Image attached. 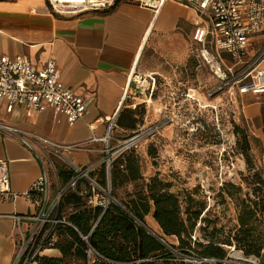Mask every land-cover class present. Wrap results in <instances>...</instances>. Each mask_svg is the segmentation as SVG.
Segmentation results:
<instances>
[{
	"label": "crops",
	"instance_id": "0c3cea01",
	"mask_svg": "<svg viewBox=\"0 0 264 264\" xmlns=\"http://www.w3.org/2000/svg\"><path fill=\"white\" fill-rule=\"evenodd\" d=\"M194 20L193 11L173 1L152 10L138 2L118 0L105 9L56 15L46 0H0V54L9 59L23 57L38 68L52 59L63 86L77 94H94L83 118L72 125L51 108L32 113L16 105L8 114L3 102H0V123L62 144H74L92 136L109 135L112 127L131 133L117 123L122 110L143 107L142 127L158 122L166 111L176 113L181 92L195 90L199 68L207 71L197 57L198 45L192 41ZM134 76L141 82L144 80L141 93L133 82ZM148 77L155 81L153 90ZM252 112L253 109L248 114ZM110 120L111 128L107 130ZM112 137L114 146L122 140L119 135ZM103 148L101 141L89 142L83 150L71 151L66 156L78 167L95 166L97 171ZM0 161L7 164L10 189L17 195L13 200L0 201V264H11L17 232L6 216L34 211L22 194L38 177L40 165L29 148L2 133ZM55 171L56 178L53 172L49 173L50 181L52 176L55 181H51L52 191L55 184L65 185L71 176L67 169ZM143 220L152 234L162 236L152 208ZM166 239L176 242L173 236ZM41 255L59 257V252L45 249Z\"/></svg>",
	"mask_w": 264,
	"mask_h": 264
},
{
	"label": "built area",
	"instance_id": "2783aa9c",
	"mask_svg": "<svg viewBox=\"0 0 264 264\" xmlns=\"http://www.w3.org/2000/svg\"><path fill=\"white\" fill-rule=\"evenodd\" d=\"M118 0H46L53 14H80L113 6ZM138 2L142 6L157 10L164 3L173 1L190 9L195 15L192 41L198 45L196 54L213 79L206 90V97L223 95L243 100L248 96L264 95V38L259 45L254 37L264 33V0H125ZM136 89L141 93L144 80L133 77ZM152 90L154 79L148 77ZM148 89V88H147ZM151 90V93H152ZM127 91V86H126ZM188 98L190 96L186 94ZM94 99L92 92L77 94L62 85L54 60H48L43 67H36L23 57L9 59L0 54V102L5 103V112L11 113L16 105L32 113L51 108L72 125L83 118L87 106ZM169 123L164 117L133 132L114 147H109V138L92 136L89 140L74 144H62L34 132L20 130L10 124L0 123V133L13 138L29 148L40 165L38 177L22 196L34 207L30 214H9L6 217L14 223L17 248L11 264H34L37 256L54 242L53 230L58 224H67L61 209V201L67 192L81 198L87 206L102 211L114 199L110 195L109 173L114 160L123 152L136 148L142 141L157 134ZM109 121L107 130L111 128ZM104 144L103 165L105 185H101L91 173L95 166L78 167L66 153L83 150L89 142ZM55 159L68 167L71 176L65 185L52 184L49 173L53 172ZM17 195L10 189L7 164L0 161V201L13 200ZM25 224L26 227H22ZM84 242L86 236H82ZM230 251H233L231 249ZM87 257L99 256L90 246ZM183 261L200 264L213 263L211 259L182 256ZM255 264L254 258H244ZM227 262V261H225Z\"/></svg>",
	"mask_w": 264,
	"mask_h": 264
},
{
	"label": "rangeland",
	"instance_id": "374dc122",
	"mask_svg": "<svg viewBox=\"0 0 264 264\" xmlns=\"http://www.w3.org/2000/svg\"><path fill=\"white\" fill-rule=\"evenodd\" d=\"M263 38L264 33L257 34L254 40L259 45ZM212 83L210 74L199 68L196 88L181 92L177 112L161 114L160 120L168 118L166 127L122 153L124 158L134 160L140 178L115 191L118 199L127 201L157 179L168 186V191L178 192L184 198L182 210L189 207L195 211L199 205L204 206L206 212L200 217L206 222L198 220L194 233L198 240L208 237L212 228L219 230V239L229 236L236 227L240 200L256 202L259 207L264 202V190L256 183L257 179L264 181V95L243 100H230L223 95L208 98L205 93ZM252 109V114H248ZM120 115L122 118L123 114ZM136 116L141 118L142 113ZM127 134L130 132L112 127L109 147H116L112 136L119 135L124 140ZM54 165L69 170L59 159H55ZM51 181L55 182L53 176ZM70 212L71 208L63 207L64 217ZM257 217L264 228V211ZM224 249L228 264H254L245 261L239 251Z\"/></svg>",
	"mask_w": 264,
	"mask_h": 264
},
{
	"label": "trees",
	"instance_id": "16d2710c",
	"mask_svg": "<svg viewBox=\"0 0 264 264\" xmlns=\"http://www.w3.org/2000/svg\"><path fill=\"white\" fill-rule=\"evenodd\" d=\"M138 113L143 115V107L119 113L118 125H124L132 131L126 137L139 130L142 116L137 118ZM123 154L114 160L109 173L110 195L115 202L102 211L98 207L87 206L81 198L67 192L60 206L61 209L64 206L71 207V212L65 217L69 225L58 224L53 230V244L45 248L56 249L59 257L40 254L34 264H192L183 261L182 256L215 261L200 264H228L224 262L227 259L224 248L239 251L243 257L254 258L257 264H264V228L257 217L264 211V202L259 207L256 202L240 200L236 227L229 236L219 239L216 237L219 230L212 228L208 237L198 240L194 237L196 223L198 220L206 222L200 217L206 208L199 205L195 211L189 207L182 210L184 198L178 192L168 191V186L159 180H151L143 192L134 193V198L130 200L117 198L115 191L118 187L134 183L140 178L134 160L124 158ZM91 175L101 185H105L103 165L97 175L93 172ZM256 183L264 190V181L257 179ZM150 208L162 231L159 238L164 244L135 222L137 220L144 224L143 216ZM82 236H86L87 243ZM171 236L176 238L175 244L166 239ZM88 246L105 260L87 257Z\"/></svg>",
	"mask_w": 264,
	"mask_h": 264
},
{
	"label": "water",
	"instance_id": "95a60500",
	"mask_svg": "<svg viewBox=\"0 0 264 264\" xmlns=\"http://www.w3.org/2000/svg\"><path fill=\"white\" fill-rule=\"evenodd\" d=\"M135 222L139 225V226H141L142 228H144L150 235H152V236H154L158 241H160L161 243H163L164 244V242L159 238V237H157V236H155L154 234H152L145 226H144V224H142L141 222H139V221H137V220H135Z\"/></svg>",
	"mask_w": 264,
	"mask_h": 264
},
{
	"label": "bare ground",
	"instance_id": "6f19581e",
	"mask_svg": "<svg viewBox=\"0 0 264 264\" xmlns=\"http://www.w3.org/2000/svg\"><path fill=\"white\" fill-rule=\"evenodd\" d=\"M207 107H208V106H207ZM108 138H109V137H108V135H106V137H105V141H107V140H108Z\"/></svg>",
	"mask_w": 264,
	"mask_h": 264
}]
</instances>
